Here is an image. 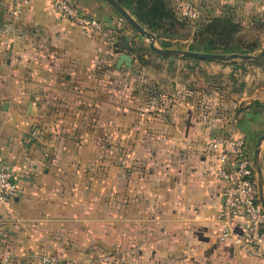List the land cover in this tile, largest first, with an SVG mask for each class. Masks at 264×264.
Here are the masks:
<instances>
[{
  "label": "crops",
  "instance_id": "obj_1",
  "mask_svg": "<svg viewBox=\"0 0 264 264\" xmlns=\"http://www.w3.org/2000/svg\"><path fill=\"white\" fill-rule=\"evenodd\" d=\"M75 1L99 29L60 20L53 0L17 13L0 0V165L19 188L0 201V264H264L218 237L225 182L210 145L243 140L264 183V101L165 102L140 80L149 55L115 8ZM123 53L133 67H118Z\"/></svg>",
  "mask_w": 264,
  "mask_h": 264
},
{
  "label": "rangeland",
  "instance_id": "obj_2",
  "mask_svg": "<svg viewBox=\"0 0 264 264\" xmlns=\"http://www.w3.org/2000/svg\"><path fill=\"white\" fill-rule=\"evenodd\" d=\"M159 1L162 3L159 15H147L143 23L134 15L143 7L137 0L131 1L130 8H124L131 19L152 33L154 40L139 34L115 9L133 29L132 42L140 60H145V53L149 55L153 73L147 75L144 71L139 75L141 81L146 80L156 95L166 97L165 102L177 97L188 105L206 110L242 111L254 101H264V55H261L264 0ZM188 1L197 6L198 17L186 16L184 6ZM151 42L169 53H157L151 48ZM192 45L200 48L211 45L216 48L213 54L229 56L221 52L227 46L238 47L244 53H236L239 57L235 59L223 60L188 58L178 52L190 50Z\"/></svg>",
  "mask_w": 264,
  "mask_h": 264
},
{
  "label": "built area",
  "instance_id": "obj_3",
  "mask_svg": "<svg viewBox=\"0 0 264 264\" xmlns=\"http://www.w3.org/2000/svg\"><path fill=\"white\" fill-rule=\"evenodd\" d=\"M15 12H20L33 0H12ZM53 10L60 20L74 26L99 29L101 22L87 14L75 0H53ZM186 16L196 18L199 11L194 2L185 3ZM229 147L215 140L211 142V151L217 160L216 174L225 182L223 202L219 211L221 241L231 242L247 256L264 261V207L259 196L257 174L248 147L241 139L228 142ZM19 193L13 181L12 173L0 165V201L7 202ZM243 222L242 231L237 230L236 222ZM43 264H60L53 255L34 254Z\"/></svg>",
  "mask_w": 264,
  "mask_h": 264
},
{
  "label": "water",
  "instance_id": "obj_4",
  "mask_svg": "<svg viewBox=\"0 0 264 264\" xmlns=\"http://www.w3.org/2000/svg\"><path fill=\"white\" fill-rule=\"evenodd\" d=\"M106 1L109 2L139 34L146 36L148 39L154 40L152 33L148 32L140 23L131 19L127 11L117 0H106ZM150 46L153 50H155L157 53L161 55L169 53L168 50H162V49L156 48L153 42H151ZM178 52L181 55L188 57V58H200V59H223L225 60V59H235L239 57V55L236 53H233L227 56L224 54L201 53V52H195V51H190V50H178ZM261 55H264V49L262 50ZM246 57L258 58L257 56H254V55H247ZM117 63H118V67H120L123 63H125L129 67H133L132 58L127 53L120 54ZM254 168L257 174L260 200L264 207V197H263L264 183H263V176H262L261 168L259 166V157L257 155L254 160Z\"/></svg>",
  "mask_w": 264,
  "mask_h": 264
},
{
  "label": "trees",
  "instance_id": "obj_5",
  "mask_svg": "<svg viewBox=\"0 0 264 264\" xmlns=\"http://www.w3.org/2000/svg\"><path fill=\"white\" fill-rule=\"evenodd\" d=\"M124 8L128 9L130 8L131 5V1L133 0H117ZM126 2V3H125ZM137 2H139V4L143 5L142 7V11L141 12H134V15L137 17V19L143 23V21H145L146 16L147 15H153L154 17L159 15V11L162 9V3L159 0H137ZM153 2H155V4L153 6H150ZM148 7V11L146 12L145 9ZM189 49L191 51H202L204 53H211L215 51V47H212L211 45H207V46H203V47H199L197 45H192L191 47H189ZM222 53H244L240 48L235 47V46H227V47H223L221 49ZM141 55V54H140ZM218 141H220L223 145L225 144V142H228L229 140H227L226 137H222L217 139ZM225 148V146H224ZM226 149V148H225Z\"/></svg>",
  "mask_w": 264,
  "mask_h": 264
}]
</instances>
